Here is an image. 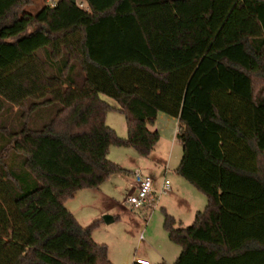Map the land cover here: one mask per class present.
Returning a JSON list of instances; mask_svg holds the SVG:
<instances>
[{
  "label": "trees",
  "instance_id": "16d2710c",
  "mask_svg": "<svg viewBox=\"0 0 264 264\" xmlns=\"http://www.w3.org/2000/svg\"><path fill=\"white\" fill-rule=\"evenodd\" d=\"M36 2L0 0V264H114L66 202L125 171L111 146L148 156L160 111L207 197L190 225L165 213L173 264H264V0Z\"/></svg>",
  "mask_w": 264,
  "mask_h": 264
},
{
  "label": "crops",
  "instance_id": "0c3cea01",
  "mask_svg": "<svg viewBox=\"0 0 264 264\" xmlns=\"http://www.w3.org/2000/svg\"><path fill=\"white\" fill-rule=\"evenodd\" d=\"M108 112L106 121L110 124L109 121L113 115L112 113L120 111L111 110ZM112 122L113 123L110 124V126L116 128L121 136L127 135L128 128L126 127V120L120 124H118V121L114 122L112 120ZM149 126L152 129H157L160 137L148 156L141 155L133 146H111L108 152L109 158L118 162L123 168H125V171L110 175V177L98 188L86 187L85 189L76 191L74 196L70 197L66 202L67 208L73 211L81 224L86 225L94 219L102 218L105 214L111 215L113 221L107 223L103 220L101 225L115 222L121 213H127L132 219H134V216L140 218V216L134 212V208L125 202L127 196L130 193H133L135 189L134 175H132L134 169H140L143 173L154 176L153 189L157 194L155 208H161L163 220L165 213L168 212L174 216L177 225H190L188 223H193L198 209H203L206 206L207 197L205 193L200 189H196L188 179L175 171L181 161L182 155V143L177 138V132L179 129L178 119L165 111H160L157 114L155 122ZM120 148H126L127 150L125 151ZM130 149H133L138 154H134L133 150L130 151ZM174 150H176L177 153H175V155L179 154V157H177L179 159L173 166H171L170 159ZM127 155L131 157L132 160L123 157ZM171 167L172 169H170ZM165 177H168L171 180V189L166 193H160L159 189ZM154 213L155 211L150 213L149 221ZM149 221L143 222V224H138L135 227V234H137L140 243L150 242L146 239V236L147 238L150 236ZM101 230L102 226L95 229L93 232V237L98 242H103L101 238L98 237ZM180 250V246L176 251L174 249L170 250L174 255L173 258L176 259L178 257ZM111 253L112 251L110 248L109 256L115 262L114 264H119L117 261L119 257H114ZM161 255L166 259V255ZM137 258H144L152 264L150 259L144 255L134 257L133 262H135Z\"/></svg>",
  "mask_w": 264,
  "mask_h": 264
},
{
  "label": "rangeland",
  "instance_id": "374dc122",
  "mask_svg": "<svg viewBox=\"0 0 264 264\" xmlns=\"http://www.w3.org/2000/svg\"><path fill=\"white\" fill-rule=\"evenodd\" d=\"M40 1L42 0H38V2L36 3H31L30 5H27V8L36 9L39 6ZM103 97L109 100V102H111L112 104L116 103L115 99L113 100L112 98L106 95H103ZM17 109L27 112V103L19 107H13V109L9 113L10 119L12 120L18 119V115H16L15 113V111H18ZM112 114L113 115L111 117V120L109 121L110 124L113 123L112 120L114 122L118 121L119 122L118 124L125 122V117L122 113L115 112ZM36 116L39 117V114H37ZM120 149H124L125 151L127 150L126 148H120ZM132 150L130 149V151ZM133 152L134 154H138L134 150ZM175 153L176 150H174V152H172L171 155V159H170L171 166H173L176 163V161H178L179 159L177 158L179 157V154L175 155ZM123 157L132 160L131 157H129L128 155ZM170 169H172V167ZM153 211H155V213L149 221L150 213ZM134 212H136L137 215L140 216V218H138V216L136 217L134 216V219H132V217L127 213H121V215L118 217V219L115 222L111 224L101 225L102 230L100 231V234H98V237L101 238L103 242H106L108 246L110 245L109 252L111 248L112 256L119 257V259L117 260L119 264H132L134 257L143 256V255L147 256L152 264L159 263L162 261H165L166 264H173L175 258H173L174 255L170 250L174 249L176 251L179 248V245L169 238L168 233L165 230L163 223V213L161 211V208L134 207ZM146 221H149L150 223V236L148 238L146 236V239H148V241L150 242L140 243L137 234H135V227L138 224H143V222ZM161 254L166 255V259H164V257H162Z\"/></svg>",
  "mask_w": 264,
  "mask_h": 264
},
{
  "label": "built area",
  "instance_id": "2783aa9c",
  "mask_svg": "<svg viewBox=\"0 0 264 264\" xmlns=\"http://www.w3.org/2000/svg\"><path fill=\"white\" fill-rule=\"evenodd\" d=\"M52 2L54 0H51ZM83 4V2H81ZM132 175H134V186L135 189L133 193H130L125 202L136 208H155L157 194L154 191V176L143 173L140 169H134ZM171 189V180L168 177H165L161 186L160 193H166ZM137 262L141 264H150L148 260L144 258H137Z\"/></svg>",
  "mask_w": 264,
  "mask_h": 264
},
{
  "label": "water",
  "instance_id": "95a60500",
  "mask_svg": "<svg viewBox=\"0 0 264 264\" xmlns=\"http://www.w3.org/2000/svg\"><path fill=\"white\" fill-rule=\"evenodd\" d=\"M74 1H76V0H74ZM103 219H104V221L107 222V223L113 221V217H112L111 215H109V214H105V215L103 216Z\"/></svg>",
  "mask_w": 264,
  "mask_h": 264
}]
</instances>
